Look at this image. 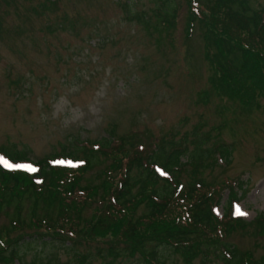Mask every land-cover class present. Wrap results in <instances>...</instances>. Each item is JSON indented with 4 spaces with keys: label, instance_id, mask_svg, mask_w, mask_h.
<instances>
[{
    "label": "rangeland",
    "instance_id": "obj_1",
    "mask_svg": "<svg viewBox=\"0 0 264 264\" xmlns=\"http://www.w3.org/2000/svg\"><path fill=\"white\" fill-rule=\"evenodd\" d=\"M209 2L172 0L165 6L159 0H0V145L15 143L30 160L18 164L3 154L0 157L36 169L34 162L76 139L91 143L111 137L113 130L132 152L171 132L176 139L188 134L191 140L195 126H201L203 133L234 148L230 163L219 158L214 167L203 170V178L217 185L242 179L244 185L236 190L241 191L239 196L246 193L235 205L234 215L237 206L249 221L264 213V94L252 95L246 106L214 88L204 30L196 22L187 33L190 6L205 12ZM251 4L259 8L264 0ZM170 6L176 13L174 27L161 23L160 30H149L131 19L144 14L155 21L156 11L165 12ZM54 163L72 161L60 158ZM110 163L101 154L81 186L100 183ZM190 169L182 173L184 185L192 180ZM227 191L217 209L219 216L226 207ZM101 205L99 200L92 203L84 217H91ZM144 210L141 207L139 212ZM30 211L27 199L22 204L24 222L29 221ZM13 212L14 207L0 211V235ZM44 230L25 226L11 237ZM79 239L75 248L36 239L14 249L23 264H78L77 252H88L94 264L101 263L97 245H109ZM96 239L112 241V237ZM223 242L252 253L255 259L264 256V233L253 226L235 230ZM224 253L228 251L223 247L210 249L209 256L193 264H224ZM161 257L165 264H185L172 249L162 251ZM143 261L118 257L114 264Z\"/></svg>",
    "mask_w": 264,
    "mask_h": 264
},
{
    "label": "trees",
    "instance_id": "obj_2",
    "mask_svg": "<svg viewBox=\"0 0 264 264\" xmlns=\"http://www.w3.org/2000/svg\"><path fill=\"white\" fill-rule=\"evenodd\" d=\"M160 1L165 6L172 2ZM207 8L203 12L190 6L187 33L196 22L204 30L214 88L250 105L252 95L264 94V6L255 8L251 0H210ZM170 10L171 6L165 12L158 9L155 21L144 14L131 19L158 31L161 23L175 26V9ZM201 130V126H195L191 140L188 134L176 139L171 132L132 152L111 130V137L91 143L71 141L72 145L62 151L34 162V172L0 166V211L14 207L10 224L0 235V262L18 260L23 264L14 247L37 242L36 239L44 243L59 241L67 248H75L82 241L80 237H87L91 238L87 242L109 245H97V256L102 259L99 264H114L118 257L165 264L161 254L169 249L179 254L185 264H193L197 258L209 256L210 249L219 251L222 247L228 251L220 255L224 264H264V256L255 259L252 253L223 242L235 230L248 226L264 233V213L252 221L234 215L235 204L246 193L239 196L241 191L236 190L244 185L242 179L235 184L217 185L203 178V170L214 167L219 158L230 163L234 148L216 136L212 140L210 133ZM0 154L16 163L30 160L27 151L19 150L15 143L0 145ZM101 154L111 163L104 168L100 183L81 186L84 175L95 167ZM60 158H70L74 163H54ZM188 166L192 180L184 185L181 177ZM225 188L230 191L224 213L219 216L217 209ZM27 199L31 201V211L29 221L24 222L22 204ZM97 200L102 205L91 217H84L85 209ZM141 207L145 210L140 213ZM25 226L45 230L11 237L12 232ZM106 237H112V241L96 239ZM89 255L77 252L78 264H94Z\"/></svg>",
    "mask_w": 264,
    "mask_h": 264
},
{
    "label": "snow or ice",
    "instance_id": "obj_3",
    "mask_svg": "<svg viewBox=\"0 0 264 264\" xmlns=\"http://www.w3.org/2000/svg\"><path fill=\"white\" fill-rule=\"evenodd\" d=\"M0 166H3L4 168L7 169H16V168H25L26 170H30V171H35L36 169L31 167V166H24V165H14L9 163L6 159L0 157ZM235 214L237 216H246L247 213L243 212L239 206H237L236 208V212Z\"/></svg>",
    "mask_w": 264,
    "mask_h": 264
}]
</instances>
